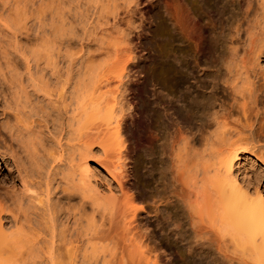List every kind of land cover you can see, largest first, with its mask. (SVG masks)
<instances>
[{
    "label": "bare ground",
    "instance_id": "obj_1",
    "mask_svg": "<svg viewBox=\"0 0 264 264\" xmlns=\"http://www.w3.org/2000/svg\"><path fill=\"white\" fill-rule=\"evenodd\" d=\"M121 1L130 0L81 1L92 12L91 21L86 11L76 16V23L85 24L82 35L73 28L72 14L70 30L62 13L51 31L60 35L50 42L49 35L41 37L49 44H42L41 53L35 48L14 57L0 49V161L21 185L20 191L13 184L0 186V264H172L179 252L166 250L157 227L186 247L191 240L197 251L226 246L227 236L243 257L248 253L264 264V193L237 174L242 156L264 166V0H237L241 15L228 23L231 35L219 59L230 101L211 92L203 110L208 119L199 124L193 112L176 106L184 103L183 95L157 97L160 128L153 116L144 126V91L127 80L138 50L134 30L123 28ZM189 4L168 0V11L198 53L187 88L205 94L208 75L201 64L206 55H216V40L208 33L214 18L209 14L212 26H206ZM72 46L79 47L75 58ZM103 57L108 60L99 63ZM124 132H130L129 145ZM144 138L151 156L163 141L160 189L151 200L142 191L138 156ZM98 153L109 179H101L91 164Z\"/></svg>",
    "mask_w": 264,
    "mask_h": 264
},
{
    "label": "rangeland",
    "instance_id": "obj_2",
    "mask_svg": "<svg viewBox=\"0 0 264 264\" xmlns=\"http://www.w3.org/2000/svg\"><path fill=\"white\" fill-rule=\"evenodd\" d=\"M73 1H76L78 3L75 2L76 3L75 4ZM81 1L84 4H86L85 3L86 0L85 1L84 0H80V1L79 0H0V46L2 47V48L0 47V49H2V51L4 50L5 53L8 52L10 54L9 56L14 55V57L15 56L22 57L25 54L31 55L29 54V52L32 51V49L35 50V48L38 50V52L40 53L43 52V50L45 49L42 50V48L45 46L44 42L45 40L47 41V39L44 40L42 38L43 37L47 38V36L49 35L48 37L50 38L48 42L53 41L55 37L57 39V37L60 35V34L59 35L56 34L57 30L55 33L56 36L54 35L55 36L54 37L52 35L55 32L54 25L59 26L60 18H62L63 15H65L63 16V19H65L67 23L69 21L68 18H71V17L73 18V19L71 18L72 20H70L74 24L73 28L78 32L79 35H82L83 33L81 34V31L83 32V29L81 26L82 25L84 26L85 24H81L79 22H78L79 24L76 23L77 22L75 21L76 16L77 15L78 17L81 16L80 12L83 13L86 11L87 15H89L90 13H91L90 15H92V12L90 10L91 8L89 7L85 8L87 5L84 7ZM187 1H188V4L190 3L189 4L190 6L191 5L194 6V8L196 9L195 10L196 14L199 15V18L201 19L203 24L206 23V26L210 27V25H208L207 23L211 24V22H208V21L209 20L212 21L214 18V21H213L214 23L212 22L213 27L210 29L208 28L209 29L208 33L211 34V32H213L211 36L214 38V41L216 40L215 41L216 42V47H215L216 55L214 56L216 57V59L217 57L219 59L220 56L226 54V51H227L226 47H227L228 42L226 41L229 39L231 35V31L228 29L230 28L229 24L232 26V24H234V21L237 19V16L239 17L241 15L240 14L241 8H239L240 4H238L239 1L237 0H201V1L200 0L199 1L198 0L197 1L186 0V2ZM119 3L123 4V5L121 4L122 7L120 6L119 10L126 17L123 28H126V29L130 28L134 30L132 38L135 41V42L133 41V43H135L134 47H137L138 52L136 51L137 58L134 60L135 63L132 62V64H130L132 65V68H135V69H133L134 71L132 70L133 72L131 71V68L128 70V72L131 71L130 73H128V75L131 78H128L127 80H129V83L133 84L134 87H137L140 90L142 89L144 91V98H143V101L141 102L142 107L147 108L144 114V118H143V120L145 121L144 126H145V123L147 124L149 121H151L150 116H153V120L155 124L157 125V127L160 128L162 125L163 117L160 114L162 111H161V108L155 103V100H157V97L159 99H165V97L174 98L173 95L175 94L176 96L178 93L179 95L180 94L183 95V97L185 98L184 103L182 104V103L176 102L175 103L176 106L181 109H184L183 112L186 111L188 113L187 114L185 112L187 115L193 112L194 114H191L190 116H192L194 120L197 119L196 121H198L199 124L202 122H206V120L208 119V117H206V115L204 114L203 110H205L204 107H208L210 103L208 101H210L211 95L209 94H211V92L214 94L215 98L224 99L226 100V102L230 101L231 98H229L230 95H229L228 90L225 88L224 80H223L224 66L222 65L220 59L216 60L215 57H211L209 55H206L207 57L205 56L206 57L205 59L204 57L202 58V60L204 61H202V64H201L203 71L204 72L207 71L206 73L208 76L205 79L206 80L205 85L209 87L208 90L205 92V94L203 92L204 90L203 91L200 90L202 91V93H200V91L196 89H191L190 91L188 90L187 87L190 86V83L187 82L188 81V71L190 70L191 65H193L194 62L196 61V60L194 61V59H197L196 57H198V55L196 57L194 56L198 53L196 51L194 44L191 42V40H189L185 35H183L176 21L175 20H174L175 22L173 21L171 17V13L169 12L170 10L168 8V0H130L126 2L127 5H125L124 4L125 2L123 1ZM74 6L76 7L74 8ZM79 8H82V11ZM86 9L87 10L89 9V10L87 11ZM76 10L80 12L78 13L76 12ZM56 11L58 12L57 13L58 15H56ZM74 11L76 12V15ZM62 13L63 15L61 16ZM86 14H82V15H86ZM209 14H213L212 15L213 18L212 16H208ZM90 15L87 18L88 20L91 21L92 16L90 17ZM64 17H67V18H64ZM208 17H210L212 20ZM218 17H220L219 20H218ZM81 18L82 17H80V20ZM87 18H85L86 21H88ZM215 19L217 21H215ZM56 21L58 23H54ZM66 22L63 23V26L64 24L67 26ZM74 22L76 23V25ZM70 24L72 23L70 22ZM70 24L68 23V29H70V26L71 27L73 26V24L72 25ZM134 27L136 30L134 29ZM52 28L54 32L52 31ZM66 28L67 27H65V29ZM68 29L66 30L70 32ZM67 31H65L66 34H67ZM138 31L139 32L141 31V34ZM228 31H230V35ZM61 32L63 31H60L58 33H61ZM136 32L141 35L139 40L136 37L137 35ZM50 35L53 37L52 40H50L51 39ZM48 42L46 43L48 44ZM40 44H41V47L40 46L37 47ZM42 44H44L43 47H42ZM46 46L49 47V44ZM75 48L77 50L79 47L72 46L68 48L70 50L68 51L72 53L73 58L77 56V52H78V51L74 52ZM47 50L44 52H47ZM66 51L67 49L64 50L62 53L64 56H67L65 60L69 58ZM30 53H33V51ZM34 53L37 54V51ZM74 54L76 55L74 56ZM208 56L209 58L211 57L212 59L211 58L209 59ZM106 60L108 59L106 57H103L98 61H100L99 63H101ZM133 63H134V67H133ZM136 63L137 65H135ZM63 65L65 66V67L63 66L65 70L67 63L65 64L64 62ZM117 67L113 68L114 72L117 70L118 71L120 70L119 68L120 65H118ZM151 80H153L154 83ZM166 86H168V88ZM169 88H172V89H169ZM168 90L176 91V92L175 93L173 92V94H171L172 96L170 95V96L162 97L163 94L166 95ZM147 91L149 92L147 93ZM195 91H196V94H194ZM191 92L192 94H190ZM204 115L206 118L204 117ZM131 122L132 121L129 119L128 125L129 127L133 129V125ZM131 128H130V131L132 130ZM126 133L127 135H125ZM129 133L130 132H124V136H125V139L127 140L128 145L130 144ZM146 139L143 142L142 148L138 152V156L140 157L142 161V164L140 166V172L144 177L143 182L145 185V186L143 185L142 191L145 194V196L148 197V200H151L152 197L156 195V193L160 189L158 180H160L159 178L161 177L160 172H161L162 164L159 162L160 160H159L158 153H160L159 147L161 145V142L163 141L159 140V142L155 144L156 153L151 156V155L146 154V149H147ZM98 156L99 158H97ZM242 157L243 158L240 160L242 166L241 165H240L241 167L237 166L238 168L237 170H239V173H237L236 171L239 178L243 180L244 182L249 183L250 185L252 184L251 186L259 185L261 190L264 193V166L259 161H256L255 158H254L255 160L254 161L255 163H254L252 160H250L249 157L247 158L245 156H242ZM96 158L98 160L101 158L100 160H102L101 154L98 153L95 159L93 157L90 160L93 167L96 168L98 176L104 180L109 179V175L106 173L104 167L99 165ZM134 162L135 160L132 161L131 163L133 167H134L133 165ZM133 167L131 168L133 169ZM0 168H1L0 169V186H2L3 188L9 189V187L12 188L13 186L15 187L16 185V188L21 189L20 183L17 182V180L16 181L13 180L11 171L6 170V165L3 161H0ZM246 173H247V177L243 176ZM132 175H133V171H132ZM134 177L135 176L133 175L132 180H134ZM145 180L147 181L149 185L146 183ZM64 201L66 200L64 199ZM62 203H65V202H62ZM170 211H172V213L173 212L175 213L174 208L172 209L170 207ZM147 216H149L150 219L153 221L156 218L154 213L148 214ZM156 232L159 236L158 239L166 243V246H167L165 247L166 250H168L167 248L171 246L172 249L179 252L177 253V256L173 259L174 262H172V264L173 263L174 264H185V262H187L188 264H246L245 262H248L249 264H256V262L252 259V257L251 256L249 257L247 255L248 253H246L247 257L246 255L243 257L242 256L243 254L241 255L242 253L241 250L237 249L238 251H236L235 249L236 247L234 248V246H232L233 244L231 245L228 244L229 238L227 236H225L224 238L225 240L228 239L226 242L227 247L225 245L223 246V244L221 243L219 244L215 243L212 246L211 245L205 246L201 251H197L194 244L191 242V240H188L189 244H188V247H186L184 242L183 243L178 242L175 237L168 235L165 231L163 232L162 230L160 231L158 227H157ZM218 246L220 249L218 248Z\"/></svg>",
    "mask_w": 264,
    "mask_h": 264
}]
</instances>
